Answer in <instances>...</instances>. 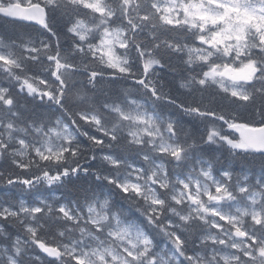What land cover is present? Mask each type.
I'll use <instances>...</instances> for the list:
<instances>
[{
  "label": "snow or ice",
  "instance_id": "snow-or-ice-1",
  "mask_svg": "<svg viewBox=\"0 0 264 264\" xmlns=\"http://www.w3.org/2000/svg\"><path fill=\"white\" fill-rule=\"evenodd\" d=\"M0 19L43 30L0 35V264H264V0H0ZM162 54L200 99L164 91ZM105 75L130 85L101 102Z\"/></svg>",
  "mask_w": 264,
  "mask_h": 264
},
{
  "label": "trees",
  "instance_id": "trees-1",
  "mask_svg": "<svg viewBox=\"0 0 264 264\" xmlns=\"http://www.w3.org/2000/svg\"><path fill=\"white\" fill-rule=\"evenodd\" d=\"M57 30L60 32V40L61 45L64 48H67L68 45L71 43L70 39L64 35V28H63V21L58 18V22L56 24ZM43 30L40 29L39 26L36 25H29L28 23L23 22H17V23H5L3 19H0V35H4L6 37L15 38L20 35H23L25 33H32L33 35H39L42 33ZM167 38H175V39H185L186 42L189 44L192 43L190 35L185 37H180L177 35L176 32H170L168 33ZM163 55V62L167 65L166 68L163 70H160L159 78L162 79V82L164 84V91L171 95L172 97L176 98L178 102L183 101L185 103H192L193 100L200 99V93H193L189 94L187 87H181L182 84H187V78L189 77L190 70L187 69L184 60L175 55ZM185 65V66H184ZM92 67H97V65L93 64ZM109 72L111 70H108ZM137 75H139V71L137 72ZM101 82L97 84V87L95 89V95L98 98L99 101L103 102L107 98H114L115 94L117 92L123 91L126 89V87H129L130 82H126L124 80H112L110 76L105 75L103 79L97 78ZM87 78L86 76H77L74 79V83H76L79 86H83L86 84ZM0 83L6 84L7 81L0 80ZM142 95V94H141ZM210 99L209 94L204 95V100L206 102L205 106L209 108H214L218 112H223L225 115L229 114L233 107L230 105L229 101L223 100L221 97H216L215 99H212L211 103H207V101ZM69 108L75 111V108H73L72 103H69ZM159 111H163L165 114H175V118H180L184 122V127L188 131H194L199 133H203L205 131V121L202 118H196L194 116H182L181 113L175 108V106L168 105L167 101L160 102V106L158 108ZM38 112H44V109H37ZM243 114V120L238 122H244L248 121L251 123H254V126H261V121L259 115L253 116L250 111H245L243 108L239 110ZM81 128L85 131H89L92 133V129L84 124V122H80ZM99 135V133H96ZM234 137L236 136L234 132L231 133ZM83 139V137H81ZM219 155V154H218ZM222 163V162H221ZM220 167V165H218ZM251 170H254L255 172H259L258 165H250L249 166ZM91 182H89L90 184ZM42 195L47 198L51 194L45 190H40ZM65 198H69L71 196H74L76 193L74 190L64 189ZM53 199L55 197H52ZM45 239L48 243H53L56 240L54 231L53 232H47L45 233ZM37 255H41L39 250H36ZM42 256V255H41Z\"/></svg>",
  "mask_w": 264,
  "mask_h": 264
},
{
  "label": "rangeland",
  "instance_id": "rangeland-1",
  "mask_svg": "<svg viewBox=\"0 0 264 264\" xmlns=\"http://www.w3.org/2000/svg\"><path fill=\"white\" fill-rule=\"evenodd\" d=\"M117 51H119V52H123L124 50H122V49H118ZM233 211H234V209H233ZM221 223H223V222H221ZM43 257V256H42Z\"/></svg>",
  "mask_w": 264,
  "mask_h": 264
},
{
  "label": "bare ground",
  "instance_id": "bare-ground-1",
  "mask_svg": "<svg viewBox=\"0 0 264 264\" xmlns=\"http://www.w3.org/2000/svg\"><path fill=\"white\" fill-rule=\"evenodd\" d=\"M23 23H27V22H23ZM185 66V65H184ZM42 255V254H41Z\"/></svg>",
  "mask_w": 264,
  "mask_h": 264
},
{
  "label": "water",
  "instance_id": "water-1",
  "mask_svg": "<svg viewBox=\"0 0 264 264\" xmlns=\"http://www.w3.org/2000/svg\"><path fill=\"white\" fill-rule=\"evenodd\" d=\"M237 135H239L238 133H236Z\"/></svg>",
  "mask_w": 264,
  "mask_h": 264
}]
</instances>
